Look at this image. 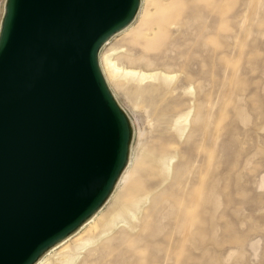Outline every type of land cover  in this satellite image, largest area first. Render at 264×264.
<instances>
[{"label": "rangeland", "instance_id": "1", "mask_svg": "<svg viewBox=\"0 0 264 264\" xmlns=\"http://www.w3.org/2000/svg\"><path fill=\"white\" fill-rule=\"evenodd\" d=\"M110 52L169 78L107 80L132 125L130 160L93 220L148 199L131 231L75 264H264V0H140L98 59Z\"/></svg>", "mask_w": 264, "mask_h": 264}, {"label": "water", "instance_id": "2", "mask_svg": "<svg viewBox=\"0 0 264 264\" xmlns=\"http://www.w3.org/2000/svg\"><path fill=\"white\" fill-rule=\"evenodd\" d=\"M140 0H4L0 264H32L96 211L131 129L98 64Z\"/></svg>", "mask_w": 264, "mask_h": 264}, {"label": "bare ground", "instance_id": "3", "mask_svg": "<svg viewBox=\"0 0 264 264\" xmlns=\"http://www.w3.org/2000/svg\"><path fill=\"white\" fill-rule=\"evenodd\" d=\"M128 25L122 28L121 30H119L118 32H116L114 35L125 30L128 27ZM110 38H108L103 43L102 47ZM113 55L114 52H110L105 54V56H103L102 59L100 58H99L100 60L98 59L99 68L106 83L107 80L116 82L120 79H130L140 83L145 79H155L158 77H161L163 79L169 78L164 74L145 73L130 68H124L123 66L121 67L118 65L117 60L113 57ZM179 119L180 117L177 120H175V124H178ZM181 119L182 121L186 122L187 114L182 116ZM128 121L132 133V125L129 118ZM177 130L179 132V135H181L183 129L177 128ZM172 158L173 157H163V156L157 158L159 172L164 173V175L166 176L165 178H168V176H170L172 173L170 166ZM129 160H130V144L128 147L125 166L123 167L121 173L117 177L113 185V188L109 193L110 195L113 192L116 184H118L117 182L121 174L128 168L127 165L129 164ZM106 199L101 204V206L96 211H94L88 218H86L77 228H75L68 235H66L59 241L49 246L46 250H44L32 264H75L76 261L81 257V255L85 252V249L86 247H88V245L95 246L96 243L100 242L105 237H107L109 233H111V231H113L116 227H121L123 229L130 230L132 228V223L137 221L141 207L148 199V196L142 195L140 197L130 199L129 202L124 203L119 209H116L112 214L107 216V218L98 225V223L95 222L93 219L95 218L96 214L101 210L100 208L103 206ZM85 225H88L89 230H92V232H94L93 230H95V228L97 229L93 237L88 236L89 238H87L77 235L80 232L81 228H83ZM93 251L94 250H90V252H88V255H91Z\"/></svg>", "mask_w": 264, "mask_h": 264}]
</instances>
